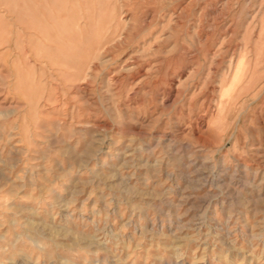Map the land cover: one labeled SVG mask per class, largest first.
Instances as JSON below:
<instances>
[{
  "label": "rangeland",
  "instance_id": "1",
  "mask_svg": "<svg viewBox=\"0 0 264 264\" xmlns=\"http://www.w3.org/2000/svg\"><path fill=\"white\" fill-rule=\"evenodd\" d=\"M0 264H264V0H0Z\"/></svg>",
  "mask_w": 264,
  "mask_h": 264
}]
</instances>
